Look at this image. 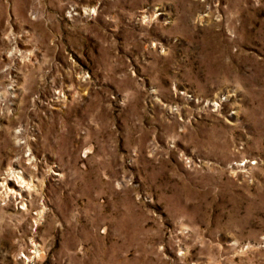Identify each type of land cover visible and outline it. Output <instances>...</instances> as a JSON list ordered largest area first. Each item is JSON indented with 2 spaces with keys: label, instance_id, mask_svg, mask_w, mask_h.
<instances>
[{
  "label": "rangeland",
  "instance_id": "rangeland-1",
  "mask_svg": "<svg viewBox=\"0 0 264 264\" xmlns=\"http://www.w3.org/2000/svg\"><path fill=\"white\" fill-rule=\"evenodd\" d=\"M10 171L0 264H264V0H0Z\"/></svg>",
  "mask_w": 264,
  "mask_h": 264
},
{
  "label": "bare ground",
  "instance_id": "bare-ground-1",
  "mask_svg": "<svg viewBox=\"0 0 264 264\" xmlns=\"http://www.w3.org/2000/svg\"><path fill=\"white\" fill-rule=\"evenodd\" d=\"M13 180H16L12 181ZM4 184H2L0 187V190L2 189V195L4 194L6 198H12L14 200H19L22 202V197H25L28 192L33 187V180L29 182L25 176H19L17 172L10 171V177L9 175L5 178ZM4 197V196H3ZM43 213H41L42 215ZM39 216V215H38ZM40 220V219H39ZM32 247L37 251L39 248L37 243L34 241L32 242Z\"/></svg>",
  "mask_w": 264,
  "mask_h": 264
}]
</instances>
